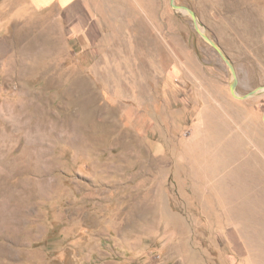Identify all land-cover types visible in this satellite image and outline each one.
<instances>
[{"label":"rangeland","instance_id":"rangeland-1","mask_svg":"<svg viewBox=\"0 0 264 264\" xmlns=\"http://www.w3.org/2000/svg\"><path fill=\"white\" fill-rule=\"evenodd\" d=\"M81 2L0 0V264H264V92L170 0ZM175 2L264 85V0Z\"/></svg>","mask_w":264,"mask_h":264},{"label":"water","instance_id":"water-1","mask_svg":"<svg viewBox=\"0 0 264 264\" xmlns=\"http://www.w3.org/2000/svg\"><path fill=\"white\" fill-rule=\"evenodd\" d=\"M170 4L173 8L177 9V10H182L184 13H187L191 16L192 21H193V26L196 30V32L204 39L206 40L213 48H215L217 50V52L220 54V56L222 57V59L224 60V62L228 65L231 73H232V77L233 80L230 83V91L231 93L236 96L237 98H242V99H246L255 95L260 94L261 92H264V85L258 86L257 88L245 93V94H239L236 91V87L238 84V74H237V70L233 64V62L230 60V58L226 55V53L224 52V50L220 47V45L213 40L207 33L206 31L201 27L200 23H199V19L195 13V11L193 9H191L190 7L186 6V5H180V4H176L175 0H170ZM263 120H264V113H263Z\"/></svg>","mask_w":264,"mask_h":264},{"label":"crops","instance_id":"crops-1","mask_svg":"<svg viewBox=\"0 0 264 264\" xmlns=\"http://www.w3.org/2000/svg\"><path fill=\"white\" fill-rule=\"evenodd\" d=\"M32 1L36 6H40V7H45L51 4H57L60 7L70 9L78 6L77 4L79 2L81 1L85 2L86 0H32ZM83 5L86 6L85 3Z\"/></svg>","mask_w":264,"mask_h":264}]
</instances>
